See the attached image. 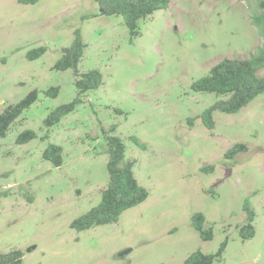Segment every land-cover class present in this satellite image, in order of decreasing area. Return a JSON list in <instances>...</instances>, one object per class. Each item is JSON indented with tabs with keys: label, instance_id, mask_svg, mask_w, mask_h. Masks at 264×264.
Returning a JSON list of instances; mask_svg holds the SVG:
<instances>
[{
	"label": "rangeland",
	"instance_id": "374dc122",
	"mask_svg": "<svg viewBox=\"0 0 264 264\" xmlns=\"http://www.w3.org/2000/svg\"><path fill=\"white\" fill-rule=\"evenodd\" d=\"M250 15L246 0H170L131 39L122 17L94 0H0V111L38 91L0 138V253L20 249L21 264H183L225 241L212 264H264V92L237 112L215 111L209 129L199 115L216 96L191 86L222 58L248 57L261 44ZM76 28L86 44L77 70L98 69L102 83L46 128V114L76 95L73 69L53 67ZM40 45L45 52L28 59ZM26 128L37 136L18 144ZM109 135L124 141L148 196L115 222L77 231L71 221L108 181ZM49 143L63 148L60 166L42 157ZM235 143L246 150L226 158ZM246 200L255 233L242 239ZM194 212L210 240L192 227Z\"/></svg>",
	"mask_w": 264,
	"mask_h": 264
},
{
	"label": "trees",
	"instance_id": "16d2710c",
	"mask_svg": "<svg viewBox=\"0 0 264 264\" xmlns=\"http://www.w3.org/2000/svg\"><path fill=\"white\" fill-rule=\"evenodd\" d=\"M23 4H33L38 0H17ZM102 13L121 16L128 30L129 37L135 38L140 34L139 23L154 11L165 9L170 0H94ZM251 6V23L257 28L262 38L261 44L248 57H224L213 64L208 72L192 82V88L197 92L213 93L215 101L205 108L199 115L202 123L209 129L214 127L213 114L215 111L234 113L246 106L257 95L264 92V74L258 71L264 67V0H246ZM86 44L80 30L73 31L70 45L61 48V54L53 64L54 69H73L76 95L68 102L51 109L43 119V125L50 128L57 124L65 115L72 112L77 104L82 102V96L89 90L97 88L102 83V74L98 69H89L84 72L77 70ZM46 50L44 45L32 48L27 52L28 59L40 57ZM57 87L48 88L45 93L50 96L57 94ZM38 97L36 89L30 90L15 103L6 105L0 111V138L5 136L11 123ZM191 123V122H190ZM37 134L32 129L22 130L17 138L18 144L25 143ZM43 137H46L44 135ZM132 140L144 147L134 136ZM125 144L121 137L109 135L106 137L107 154L106 170L108 181L101 189L99 202L83 214L75 217L70 225L77 231L85 230L97 225L115 222L121 212L131 208L148 196V190L136 179L133 172V159L125 158ZM246 150V144L235 143L228 148L224 156L232 158L238 152ZM63 148L56 143H49L42 151L43 159L53 166H60L63 162ZM211 170L212 166L202 168ZM246 213V222L240 226L239 234L242 239L251 238L255 233L253 225L254 210L246 200L243 205ZM205 216L201 212H194L191 216V225L202 240L212 238V228L204 227ZM225 241L215 253H205L197 249L190 253L183 264H212L220 259L224 250ZM23 252L20 249H11L0 253V264H21Z\"/></svg>",
	"mask_w": 264,
	"mask_h": 264
},
{
	"label": "water",
	"instance_id": "95a60500",
	"mask_svg": "<svg viewBox=\"0 0 264 264\" xmlns=\"http://www.w3.org/2000/svg\"><path fill=\"white\" fill-rule=\"evenodd\" d=\"M100 12H101V13L103 12L102 9H100ZM127 251H128V250H124V251L120 252L119 255H123V254L126 253Z\"/></svg>",
	"mask_w": 264,
	"mask_h": 264
}]
</instances>
